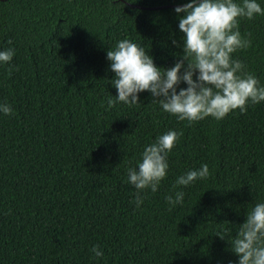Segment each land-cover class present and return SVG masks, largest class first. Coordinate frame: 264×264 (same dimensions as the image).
Listing matches in <instances>:
<instances>
[{
	"label": "trees",
	"instance_id": "obj_1",
	"mask_svg": "<svg viewBox=\"0 0 264 264\" xmlns=\"http://www.w3.org/2000/svg\"><path fill=\"white\" fill-rule=\"evenodd\" d=\"M126 1L0 0V49L15 48L13 67L0 65V101L14 109L0 115V264H228L229 237L264 202V103L190 124L147 91L107 108L116 41L143 44L162 67L182 51L171 40L184 0ZM162 4L174 6L145 7ZM240 30L251 44L233 56L264 84V16ZM169 129L182 134L168 175L136 208L126 169ZM201 163L207 178L170 207L175 178Z\"/></svg>",
	"mask_w": 264,
	"mask_h": 264
},
{
	"label": "clouds",
	"instance_id": "obj_2",
	"mask_svg": "<svg viewBox=\"0 0 264 264\" xmlns=\"http://www.w3.org/2000/svg\"><path fill=\"white\" fill-rule=\"evenodd\" d=\"M262 5L264 0H184L177 4L173 11L182 36L179 41L172 38L171 43L182 51L169 67L158 66L139 42L128 38L116 41L106 52L114 73L110 82L116 89L115 95L106 98L107 108L117 102L138 105L139 94L147 91L162 112L190 124L209 117L221 120L237 109L244 113L249 105L264 103V84L233 56L251 44L240 30V20L264 16ZM14 56V47L0 49V65L11 69ZM13 113L10 103L0 101V115ZM181 134L175 129L158 134L143 146L135 166L126 169V183L136 190L132 201L136 208L143 204L147 190L156 192L167 177L168 156ZM208 175L207 163L189 168L175 178L176 190L166 195L165 201L170 207L182 204L183 188ZM229 245L236 260L228 264H264V202L255 203L246 212L244 222L229 237ZM89 251L93 259L104 256L99 245L93 244Z\"/></svg>",
	"mask_w": 264,
	"mask_h": 264
},
{
	"label": "water",
	"instance_id": "obj_3",
	"mask_svg": "<svg viewBox=\"0 0 264 264\" xmlns=\"http://www.w3.org/2000/svg\"><path fill=\"white\" fill-rule=\"evenodd\" d=\"M127 4L132 5V6H137V7H141L142 5L136 4V3H131L130 1H126ZM169 6H174L173 4H162V5H153V6H145L146 8H162V7H169Z\"/></svg>",
	"mask_w": 264,
	"mask_h": 264
}]
</instances>
